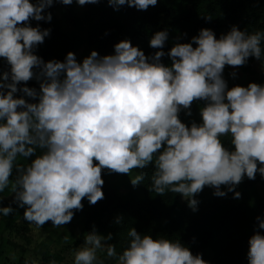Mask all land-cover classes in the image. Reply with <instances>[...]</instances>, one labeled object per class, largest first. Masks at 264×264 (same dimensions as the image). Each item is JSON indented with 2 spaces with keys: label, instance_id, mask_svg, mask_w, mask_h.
<instances>
[{
  "label": "clouds",
  "instance_id": "9594fccd",
  "mask_svg": "<svg viewBox=\"0 0 264 264\" xmlns=\"http://www.w3.org/2000/svg\"><path fill=\"white\" fill-rule=\"evenodd\" d=\"M74 2L83 7L102 0H0V58L10 69L0 70V193L10 189L24 220L38 228L48 221L53 228L69 224L85 198L91 205L105 198L104 170L129 175L136 187L151 168L149 191L179 194L194 212L205 187L214 196L233 192L239 199L236 188L245 177H264V84L229 88L223 76L226 65L241 67L252 57L264 70V32L232 26L217 38L202 28L191 42L178 37L165 52V29L151 36L149 46L158 49L152 55L124 39L112 54L92 50L81 62L69 51L63 61H45L36 50L52 29L32 21L50 23L48 9ZM157 3L107 0L115 11H147ZM165 56L170 65L162 62ZM31 80L39 89L27 86ZM197 101L204 102L202 122L189 126L180 113L191 116ZM134 169L140 171L133 177ZM13 212L0 206L5 217ZM256 220L248 264H264V218ZM128 237L118 255L109 243L113 234L101 235L94 226L74 250L73 264H104L98 258L104 250L116 264H209L180 240L134 227Z\"/></svg>",
  "mask_w": 264,
  "mask_h": 264
},
{
  "label": "trees",
  "instance_id": "16d2710c",
  "mask_svg": "<svg viewBox=\"0 0 264 264\" xmlns=\"http://www.w3.org/2000/svg\"><path fill=\"white\" fill-rule=\"evenodd\" d=\"M76 7L75 2L70 6L56 3L47 10L53 16L50 23L32 21L33 26L39 23L42 29H52L50 37L36 50V54L45 61H63L69 51L74 52L81 62L83 57L78 56L81 50L86 55L92 50L102 56L112 54L114 45L124 39H130L146 55H152L158 49L149 46L150 38L156 31L165 29L169 31L170 42L165 45V52L171 49L178 37L179 42H191V38L198 35L202 28L212 29L217 38L230 31L232 26L242 31L264 32V0H158L157 5L149 7L147 11L126 6L115 11L108 6L107 0L83 6L80 12ZM60 11L61 16L58 15ZM185 33L186 36L183 35ZM162 62L166 65L171 63L168 56L163 57ZM260 69L261 62L252 57L241 67L226 65L223 76L229 88L235 85L247 86L250 82L264 84V73ZM0 70H10L3 58H0ZM233 72L236 73L235 78L231 75ZM27 86L39 89L36 80L29 81ZM17 95L22 96L23 93ZM203 103H193L191 116L181 112V120L189 126L192 121L202 122L199 112ZM221 139L226 146L231 147L228 137ZM139 171L134 169L131 174L137 175ZM143 171L147 173L146 179L136 187L130 185L127 174H108L107 170L103 171L105 183L102 190L105 198L95 205H91L85 198L82 201L83 210L76 211L73 220L67 224L81 226L77 246L82 244L84 235L95 226L101 235L107 236L109 232L113 234V240L109 243L115 244L119 255L130 239L128 231L134 227L141 234H150L153 238L180 240L193 254H202L209 264H248V240L254 233L256 217L264 218V177L259 174L255 180L245 177L236 188L241 193L239 199L233 198V192L225 197L214 196L213 192L206 197L199 194L196 197L199 201L198 211L194 212L179 194L166 192L164 196H159L149 191L152 169ZM11 195L10 189H5L4 198L0 201V206H11L14 209L7 217L0 214V235H3L0 259L5 249L4 234L13 229L24 211H18V204L10 200ZM118 216L122 217V224L115 223ZM80 219L81 223L78 222ZM261 232L264 233V230ZM51 237L54 238V235ZM39 249L45 263L55 261L56 264H65V254L72 248L67 244L61 252H53L50 244L44 243L39 245ZM98 258L104 264H116L115 259L107 257L106 250ZM26 261L29 262L22 258L18 264H26Z\"/></svg>",
  "mask_w": 264,
  "mask_h": 264
},
{
  "label": "rangeland",
  "instance_id": "374dc122",
  "mask_svg": "<svg viewBox=\"0 0 264 264\" xmlns=\"http://www.w3.org/2000/svg\"><path fill=\"white\" fill-rule=\"evenodd\" d=\"M77 10L80 12L82 7L77 5ZM59 16L62 15L60 11L58 13ZM170 42L167 41L166 44ZM90 55V52H87V55L84 54V51L81 50L78 53V56H82L83 58ZM261 72L264 73V70L260 69ZM133 177L135 174H131ZM130 185V179H129ZM118 184V183H117ZM127 187V186H125ZM123 190H127L123 188ZM214 189L205 187L203 192L200 193L202 196L206 197L207 195L212 194ZM0 198L3 197V193H0ZM10 200L13 203H16L14 200V196H10ZM25 211L24 208L18 206V211ZM21 213L18 220L15 222L13 229L9 230L4 234V255L0 259V264H18L22 258L28 259L30 263L34 262L37 264H47L40 257V249L39 245L42 246L44 243L50 244L53 252H61L64 248H66L67 244L71 245V248L66 254L65 264H73L74 256L73 252L79 246L76 245V242L79 241L81 237V226L72 225V226H63L60 228H53L52 222L48 221L42 228H38L35 225L29 224L26 220L23 219V213ZM1 220V217H0ZM81 223V219L78 220ZM76 224H79V223ZM54 235V238L51 235ZM67 239L65 241V237ZM3 235H0V242L2 241ZM29 239V240H26ZM63 243V244H62ZM16 245V246H14ZM29 245V246H28ZM103 253V251L98 252V257ZM32 261V262H31Z\"/></svg>",
  "mask_w": 264,
  "mask_h": 264
}]
</instances>
